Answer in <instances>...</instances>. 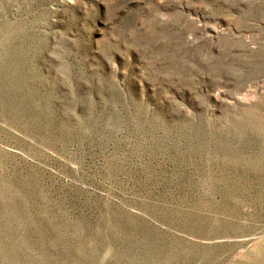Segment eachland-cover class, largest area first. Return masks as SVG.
Returning a JSON list of instances; mask_svg holds the SVG:
<instances>
[{"label": "rangeland", "instance_id": "374dc122", "mask_svg": "<svg viewBox=\"0 0 264 264\" xmlns=\"http://www.w3.org/2000/svg\"><path fill=\"white\" fill-rule=\"evenodd\" d=\"M0 264H264V0H0Z\"/></svg>", "mask_w": 264, "mask_h": 264}]
</instances>
